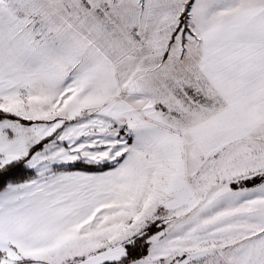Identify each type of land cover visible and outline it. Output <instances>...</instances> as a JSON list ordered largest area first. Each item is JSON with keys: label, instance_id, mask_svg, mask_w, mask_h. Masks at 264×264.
Here are the masks:
<instances>
[{"label": "snow or ice", "instance_id": "obj_1", "mask_svg": "<svg viewBox=\"0 0 264 264\" xmlns=\"http://www.w3.org/2000/svg\"><path fill=\"white\" fill-rule=\"evenodd\" d=\"M0 264H264V0H0Z\"/></svg>", "mask_w": 264, "mask_h": 264}]
</instances>
